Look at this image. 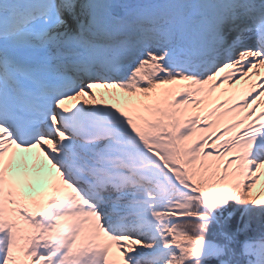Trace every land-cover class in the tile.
Instances as JSON below:
<instances>
[{"label": "snow or ice", "instance_id": "snow-or-ice-1", "mask_svg": "<svg viewBox=\"0 0 264 264\" xmlns=\"http://www.w3.org/2000/svg\"><path fill=\"white\" fill-rule=\"evenodd\" d=\"M0 264H264V0H0Z\"/></svg>", "mask_w": 264, "mask_h": 264}, {"label": "rangeland", "instance_id": "rangeland-1", "mask_svg": "<svg viewBox=\"0 0 264 264\" xmlns=\"http://www.w3.org/2000/svg\"><path fill=\"white\" fill-rule=\"evenodd\" d=\"M225 87H227V85H225ZM237 87H240V85H237ZM108 102L111 103L112 101L109 100ZM24 155H25V157L27 158V165H28V168H29V169L32 168V165H33V164H35L36 167H40V163L37 162V161H35V160L33 159V157L31 156V154H27V153H25ZM41 160H43V157H41ZM17 163H18V165L20 166V168L22 169V168H23V164H21L19 161H18ZM43 163H44V165H45L46 167H45V169H44V172L41 173L42 176H46L47 173L49 172V170H50L52 173L55 172V170H54V169H51V166L47 164V161H43ZM39 190H40V189H39V187H38V188H37V191H39Z\"/></svg>", "mask_w": 264, "mask_h": 264}, {"label": "trees", "instance_id": "trees-1", "mask_svg": "<svg viewBox=\"0 0 264 264\" xmlns=\"http://www.w3.org/2000/svg\"><path fill=\"white\" fill-rule=\"evenodd\" d=\"M238 215V214H237Z\"/></svg>", "mask_w": 264, "mask_h": 264}]
</instances>
